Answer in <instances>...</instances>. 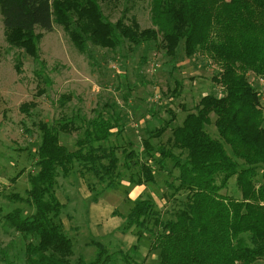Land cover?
<instances>
[{
  "label": "trees",
  "instance_id": "1",
  "mask_svg": "<svg viewBox=\"0 0 264 264\" xmlns=\"http://www.w3.org/2000/svg\"><path fill=\"white\" fill-rule=\"evenodd\" d=\"M136 1L0 0V13L7 42L36 61L39 30L50 32L57 24L82 53L91 45L115 49L127 41L162 51L174 69L182 58H210L219 68L212 80L222 93L203 95L194 109L181 104L188 112L180 124L168 107L170 118L142 140L143 151L127 136L124 119L108 111V118L97 110L93 118L74 113L34 122L40 138L37 169L29 174L25 196L8 194L33 210L27 214L16 207L4 214L0 207V222L29 240L24 264H137L144 234L157 264H264V105L261 89L249 78L252 73L264 80V0H152L153 26L144 29L127 17ZM119 2L129 6L114 23L102 4ZM73 131L77 148L69 150L60 133ZM76 167L102 192L123 178L156 185L165 174L166 189L158 194L162 206L151 193L128 200L124 225L135 227L139 238L127 253L73 261L57 184L60 173L69 175ZM234 178L238 196L223 194Z\"/></svg>",
  "mask_w": 264,
  "mask_h": 264
},
{
  "label": "rangeland",
  "instance_id": "2",
  "mask_svg": "<svg viewBox=\"0 0 264 264\" xmlns=\"http://www.w3.org/2000/svg\"><path fill=\"white\" fill-rule=\"evenodd\" d=\"M151 1L137 0L131 6L124 2L103 3L102 8L115 23L127 5L129 20L135 17L142 29L152 28ZM39 31L42 38L36 61L7 42L0 13V207L4 214L16 207H23L27 214L33 210L25 203L12 202L8 194L19 192L25 196L29 174L37 169L34 155L40 138L34 122H50L62 114L74 113L93 118L97 110H104L105 118L109 117L108 111L110 116L124 119L127 136L141 148L150 131L170 118L168 107L177 113L175 124H180L188 112H182L181 104L194 109L203 95L222 93L220 85L212 80L219 68L210 58H182L174 69L162 51H146L144 44L137 46L126 41L115 49L91 45L82 53L62 26L55 24L50 32ZM249 78L261 89L264 105V80L252 73ZM61 100L65 101L64 106L60 105ZM168 135L169 131L162 137L166 139ZM60 137L69 150H76L78 131L61 132ZM164 179L165 174L158 176L156 185L146 186L134 185L123 178L116 187L102 192L94 178L77 167L69 175L60 173L57 184V197L63 205L60 220L73 240V261L82 258L90 262L100 252L105 258L112 252L120 255L130 251L139 236L135 227L126 229L124 225L129 202L151 193L162 206L164 201L158 194L166 189ZM234 184L235 178L222 193L238 196ZM139 240L140 254L135 258L129 253L135 263L157 264L158 254L150 250L147 234ZM28 242L0 222V264H24ZM121 264H125L124 260Z\"/></svg>",
  "mask_w": 264,
  "mask_h": 264
}]
</instances>
